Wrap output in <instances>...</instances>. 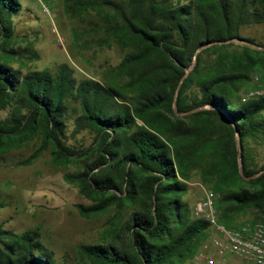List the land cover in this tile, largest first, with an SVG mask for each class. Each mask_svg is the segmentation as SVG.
Returning a JSON list of instances; mask_svg holds the SVG:
<instances>
[{"label": "trees", "instance_id": "trees-1", "mask_svg": "<svg viewBox=\"0 0 264 264\" xmlns=\"http://www.w3.org/2000/svg\"><path fill=\"white\" fill-rule=\"evenodd\" d=\"M66 8L102 15L108 40L125 51L114 68L125 82L78 81L67 65L23 73L0 60V154L39 138L20 164L51 148L52 165L80 166L65 179L92 201L77 205L81 216L131 209L109 239L81 246L77 264L191 262L210 226L184 199L197 168L220 194V222L250 210L264 222V164L251 153L264 147V98L240 95L254 71L264 85V45L241 35L264 23V0H66ZM21 11L18 0H0L5 41ZM70 119L74 131L96 133L95 157L66 143ZM0 264L57 263L37 232L0 225Z\"/></svg>", "mask_w": 264, "mask_h": 264}, {"label": "rangeland", "instance_id": "rangeland-1", "mask_svg": "<svg viewBox=\"0 0 264 264\" xmlns=\"http://www.w3.org/2000/svg\"><path fill=\"white\" fill-rule=\"evenodd\" d=\"M18 2L22 11L12 20V38L5 41L4 37H0V60L7 61L23 73L47 70L55 74L60 67L67 65L78 81L94 79L116 86L124 84L125 78L117 75L114 68L125 51L108 40L99 12L89 10L73 15L67 11L66 0H49L52 10L49 15L38 0ZM241 35L264 45V23L244 27ZM233 42L236 46L245 43L239 39ZM254 73L251 81L242 88L241 96L253 85ZM7 114V110L2 111L1 117ZM40 142L36 138L29 144L0 154V225L15 233L37 232L57 264H77L81 246L109 239L108 231L120 227L122 217H127L131 209H125L123 214L111 208L106 214L90 218L81 216L77 205H91L92 201L65 179L66 174L78 171L80 166L52 165L51 148L45 150L33 164H20ZM66 143L80 151L84 158L88 157L86 153L93 152V157L97 155L96 133L91 130L74 131L73 119L68 121ZM251 153L256 167L264 164L263 146L253 144ZM188 184L189 190L184 199L192 210L194 203L211 188L203 181L201 168L190 172ZM212 261L213 264H253L231 255L215 256ZM186 264H192V261Z\"/></svg>", "mask_w": 264, "mask_h": 264}, {"label": "built area", "instance_id": "built-area-1", "mask_svg": "<svg viewBox=\"0 0 264 264\" xmlns=\"http://www.w3.org/2000/svg\"><path fill=\"white\" fill-rule=\"evenodd\" d=\"M38 1L41 2L44 12L50 15L52 10L49 0ZM260 78L261 74L255 72L254 83L242 94V102L264 98V85L260 83ZM219 198L220 194L206 190L192 207L194 217L203 218L210 223L207 236L209 244L219 254L231 253L254 264H264V222L259 218L232 225L220 222L217 208ZM192 261L213 264L212 258L201 252Z\"/></svg>", "mask_w": 264, "mask_h": 264}, {"label": "crops", "instance_id": "crops-1", "mask_svg": "<svg viewBox=\"0 0 264 264\" xmlns=\"http://www.w3.org/2000/svg\"><path fill=\"white\" fill-rule=\"evenodd\" d=\"M255 211L253 210H250V211H247L245 212L244 214L242 215H238L235 217V223L233 224H239V223H243V222H248V221H253L256 217H255ZM246 217V218H245ZM204 242H202V245L200 247V250H199V253H204L205 255L207 256H210L211 258L212 257H215V256H218V257H224L225 255H231L233 257H236L235 255L231 254V253H225V254H219L217 253V251L215 250V248H213L210 244H209V241H208V238L203 240ZM238 258V257H236ZM240 259V258H238ZM242 261H245L247 263H253L251 261H246V260H243V259H240ZM203 263L207 264L206 262L202 261ZM192 264H195L193 261H192ZM254 264V263H253Z\"/></svg>", "mask_w": 264, "mask_h": 264}, {"label": "water", "instance_id": "water-1", "mask_svg": "<svg viewBox=\"0 0 264 264\" xmlns=\"http://www.w3.org/2000/svg\"><path fill=\"white\" fill-rule=\"evenodd\" d=\"M208 45H206V46H204V47H207ZM174 109L176 110V113L178 114V115H183L181 112H179V111H177V109H176V107H174ZM241 171V170H240ZM251 177H255V175L254 176H251Z\"/></svg>", "mask_w": 264, "mask_h": 264}]
</instances>
